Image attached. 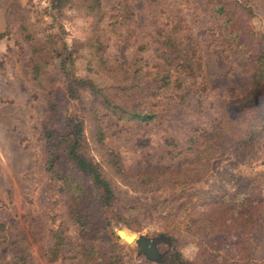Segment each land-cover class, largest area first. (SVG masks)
<instances>
[{
	"label": "rangeland",
	"instance_id": "1",
	"mask_svg": "<svg viewBox=\"0 0 264 264\" xmlns=\"http://www.w3.org/2000/svg\"><path fill=\"white\" fill-rule=\"evenodd\" d=\"M229 3L264 51V0ZM227 37L212 0H0V264H14L15 255L27 264H91L89 245L108 252L116 229L153 244L149 259L135 241L118 238L121 264L154 262L172 248L202 258L207 241L184 231L192 215L185 195L264 169L262 160L235 159L230 143L212 152L208 134L222 113L233 108L227 131L236 139L256 122V109L264 111V95L243 98L251 73ZM166 38L185 51L191 72L161 57ZM157 66L168 70L163 86ZM90 82L113 103L154 117L118 119L89 94ZM77 122L79 152L113 191L106 207L90 178L59 160L56 169L88 193L75 206L74 191L48 168L45 131L54 138ZM80 211L83 224L74 216ZM55 235L61 241L52 260ZM237 240L231 236L221 250L233 254Z\"/></svg>",
	"mask_w": 264,
	"mask_h": 264
},
{
	"label": "trees",
	"instance_id": "2",
	"mask_svg": "<svg viewBox=\"0 0 264 264\" xmlns=\"http://www.w3.org/2000/svg\"><path fill=\"white\" fill-rule=\"evenodd\" d=\"M229 1L212 0V6L228 29V43L246 60L252 83L250 90L243 98L246 97L245 100H250L251 97L264 95V51L257 44L255 32L238 18V10ZM165 46L166 50L159 49L162 58H165V54L171 59L174 57L176 59L174 67L179 72L185 73L186 67L187 71H192V65H188L189 57L185 55L184 50L178 47L177 43L174 46L173 41L166 38ZM171 49L173 50L169 51ZM172 62L168 63L169 66H172ZM167 73L166 68L158 66L154 71V78L162 82L160 86L166 84L168 76L165 74ZM87 85L89 94L95 99L100 98L99 103L118 119L148 121L154 117L152 112H143L134 106L113 103L93 83L90 82ZM231 110L233 108L222 113L216 130L212 135L211 132L208 134L213 145L212 148H214L212 152L222 150L224 144L230 143L228 149L233 151L235 159L241 158L242 160L245 156H249L253 162L257 160L264 162V111L256 109V122L234 139L230 138L227 131L232 116L229 113ZM64 132L63 130V132L55 134L54 138H52L51 132L45 131L44 133L51 142L47 153L50 173L61 180L62 186L74 191L75 198L73 199L76 200V203L78 201L75 206L78 207L82 201L86 202L89 196L85 186L76 177L66 173L61 174L56 169L59 160L67 161L74 169L90 178L93 187L98 192L97 202L104 207L108 206L113 199V191L108 181L98 171L97 166L79 152L82 141L80 122L75 124V128L71 132ZM203 158L206 159L205 156ZM232 180L220 178L216 189H204L208 185L205 187L201 185L197 188L192 187L189 194L185 195L183 203H186V207L191 205L190 213L192 215L188 218V225L184 231L189 236L196 238L197 242L205 243L207 241L208 245L204 249H199L202 252V258L196 257L193 260H188L177 249L172 248L162 258L154 262L149 259L143 260L140 264H264V260L261 261L264 259V169ZM195 207L199 210H194ZM74 216L79 224L85 222L86 216L82 215V211L74 212ZM122 231L124 234H130L126 230ZM234 235L238 240L234 244L236 247L232 249L233 254L230 255L229 250H221V245ZM167 236L168 240H172L174 237L173 234ZM54 237L56 240L49 248L51 253L49 259L52 258V260L56 256L61 241L59 235ZM250 238H252L251 241H249ZM117 239L116 235L109 242L111 247L108 252L101 251L97 246L89 245L90 253L96 255L89 258L90 263L121 264L123 254L118 248L122 246L117 242ZM260 244L263 247L258 252ZM27 260L25 256L15 255L14 264H27Z\"/></svg>",
	"mask_w": 264,
	"mask_h": 264
},
{
	"label": "water",
	"instance_id": "3",
	"mask_svg": "<svg viewBox=\"0 0 264 264\" xmlns=\"http://www.w3.org/2000/svg\"><path fill=\"white\" fill-rule=\"evenodd\" d=\"M115 233L119 239L124 241L125 243H132L135 241L138 251L142 252L146 255L147 258L153 259L154 253L153 252V244L146 238L138 237L134 233L124 234L122 229H116Z\"/></svg>",
	"mask_w": 264,
	"mask_h": 264
},
{
	"label": "clouds",
	"instance_id": "4",
	"mask_svg": "<svg viewBox=\"0 0 264 264\" xmlns=\"http://www.w3.org/2000/svg\"><path fill=\"white\" fill-rule=\"evenodd\" d=\"M257 26V22H254V27Z\"/></svg>",
	"mask_w": 264,
	"mask_h": 264
}]
</instances>
